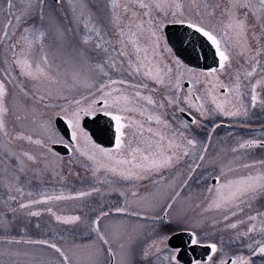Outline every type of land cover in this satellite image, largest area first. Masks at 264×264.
<instances>
[{
    "label": "snow or ice",
    "instance_id": "snow-or-ice-1",
    "mask_svg": "<svg viewBox=\"0 0 264 264\" xmlns=\"http://www.w3.org/2000/svg\"><path fill=\"white\" fill-rule=\"evenodd\" d=\"M7 8L0 4V134L5 137L9 135L6 127V117L10 114L15 116L16 120L22 117L18 113L24 112V118L28 115L35 114L33 105L42 104L45 108L51 107L47 101L51 98L53 88L51 85H57L62 82L61 78L71 77V85L68 80L64 79V85L75 87L81 84L86 89L96 88L99 98L95 96L87 107L83 106V99L69 100L66 96H60L68 107H60L56 113V119L62 120L67 128L70 129V138L73 142H79L80 138L87 140L93 151L89 153L80 148L81 155L86 156L92 164L93 175L97 172L104 171L113 176H119L125 181L151 179L154 183L157 181L155 176L159 175L160 180H165L163 172L166 169L175 167L182 156L180 154L181 147L186 144L183 156L188 155L190 149H195L196 141L185 137L182 131H172L170 135L161 131H154L151 127L147 128V132L155 137L154 143H148L146 150L133 148L131 141L125 140L126 133L125 124L122 115L113 114L116 112L123 113L136 111V108L120 106L121 101L127 105L128 96H113L112 85L117 83L129 84L130 87L139 89L141 87L148 88L147 83L130 84L126 79H111L110 72L126 73L129 77L142 75L148 80L154 81L157 87H168L179 93L181 89L180 74H173V69L164 66V69L153 63L160 47V30L163 24L173 23L186 25L188 29L200 34L215 49V55L218 57V65L220 71L227 68L226 62L230 60L227 50H222V41L234 40L236 45L241 47V51L237 55L245 57V63L251 61V71H246L245 76L250 78L257 71V59L264 54V45L260 44V40L264 37V0H227L226 7L222 10V15L227 17L226 23L218 34L214 27L204 23L205 18H211L215 9L219 8V3L215 0H4ZM67 3L68 10L72 15V24L75 26L76 34L80 37L78 42H73V28L66 27L67 15L63 21L57 15V6L63 8ZM251 16L252 23H249ZM259 27V35L256 28ZM19 31V35L17 32ZM51 33V36H49ZM109 33L116 36L115 44L109 37ZM255 41L257 47L253 49L249 40ZM47 41V43H45ZM142 41H146L142 45ZM119 45V47H117ZM37 47L39 51L37 52ZM151 49V52H149ZM251 54V55H250ZM50 56L52 57L50 60ZM135 56V60H133ZM59 61V62H57ZM125 63L127 67H125ZM178 67L180 61H175ZM55 65V71H53ZM119 65V66H118ZM155 68V71L153 69ZM12 70H18L19 77L31 83L30 89L21 87L20 94L25 101L31 100L32 105L21 103L19 94L11 92L9 85L13 83ZM143 70V72H142ZM191 72V69L187 70ZM218 69H212L208 73L202 75L213 76ZM174 75V80H173ZM165 76L168 77L167 84ZM102 78H108L105 83ZM237 83L234 88H225V93L235 91L239 97L240 89L247 88L239 82V75L236 77ZM98 85V86H97ZM257 85H264V79L258 80L255 84H251V103L256 106L257 102ZM47 86V91L45 87ZM217 86L224 88L223 84ZM157 88H153L155 92ZM12 97L9 101V97ZM135 97L140 100L147 101L149 105H155V101L151 96H141L139 90L135 91ZM168 106H176L178 111L183 113L186 111L184 107H179L177 101L178 96L168 98ZM200 100L201 97H193L192 89L184 97V103L189 108H196L198 111L203 105L197 107L192 101ZM213 104L216 109L226 116H247L248 112L244 111H226L222 103H218L213 97ZM102 105L101 110L105 116H110L115 121V145L114 149H105L92 143L87 137L81 126L82 117H95L97 113V105ZM59 107V106H57ZM161 109L165 107L163 103L159 105ZM243 107V104L241 105ZM204 113H202L203 115ZM140 115H144L143 110ZM148 122L155 120L157 124H163L165 128H170L169 122L162 120L159 115H149ZM132 124L135 121L131 122ZM192 124H197L195 118L191 119ZM131 126V125H129ZM40 127L45 133H48L47 139L50 143H60L65 148L68 144L64 142L60 136V129L50 120H42ZM184 128L188 125L184 124ZM143 128V125H140ZM142 131L140 135H142ZM135 135V133H134ZM13 139H24L32 144L46 148V152H52L53 156L58 153L47 148L41 139H33L31 136H16ZM180 141V142H178ZM11 143V141H9ZM128 148L129 158H117L116 154L123 153ZM253 147L264 148V141L247 140L239 144V149H250ZM208 145H204L203 153L199 155V162L191 167V173L201 167L206 161V153ZM233 153L238 152V148L231 149ZM139 154V158L137 157ZM46 161V155L42 157ZM240 158L237 157V160ZM25 160L31 163H38L37 157L28 152L16 154L9 151L7 145L3 146V155L0 156V189L4 190L6 199L5 206L15 213L16 209L12 206V202L17 201V196L13 195V191L24 195L21 185V174L27 176L29 171ZM264 166V160L254 163H240L236 168L230 165L216 169L219 172L214 176V185L209 187L207 191L212 194L213 199L208 204L206 211L217 210L223 214V220L229 221L232 217L245 212V208L251 209L252 204L264 197V173L259 170L255 174H248L232 179L225 177L235 172L238 167L245 169L256 168V166ZM130 166V167H121ZM49 164L45 162V170ZM42 173L36 170V176L39 178ZM184 186H188V182H184ZM94 193H100V189L93 187L90 192H79L76 196H47L41 200H31L28 203H19L20 209L29 208L32 204L46 203L51 200L79 199L91 196ZM32 195V193H28ZM102 195V193H101ZM120 195H124L123 192ZM176 193L165 200L166 207L161 208L163 216L157 214L154 219L164 222H170L168 219L170 211L173 207L175 199L179 196ZM133 197L137 196L136 192L132 193ZM128 201H125V205ZM57 222L64 224H74L80 221L79 216L63 217L56 215L51 208L47 209ZM114 213L117 216L143 218L142 213L136 210H130L129 207H116ZM113 211H106L103 208L91 220L88 229L90 241L79 247L86 250L88 255L85 257L86 264H132L131 257L137 248H142L151 233L140 231L125 219L113 218ZM30 216H39L40 212H30ZM258 216H264V213L247 214L241 219L227 223L225 229L236 230L238 225L248 224L246 229L238 230L234 236L227 237L229 247L224 250L223 247L218 248L217 243L211 242L204 247L210 249V254L206 253L207 261L193 260L191 264H264V226L257 228L255 223ZM15 219V217H13ZM106 220L111 223L104 225ZM13 226V222L8 220L3 213H0V229L7 230ZM37 227H39L37 225ZM134 233V234H133ZM189 243L193 246L202 245L200 235L196 231L189 233ZM123 238L127 239V245L121 243ZM169 237L164 236L159 240L152 239L148 247H154L157 243H162ZM223 239V238H222ZM13 241H9L12 243ZM20 243L21 241H14ZM24 243L42 245L53 250L54 264H71L70 257L55 242L46 239L26 240ZM235 244L237 249L232 250L231 245ZM161 251L157 248V253ZM223 251V255H220ZM179 248H175L169 255L165 257L168 264H179ZM231 252V255L228 253ZM149 253L147 250L143 252V259L147 260ZM53 264V261H49Z\"/></svg>",
    "mask_w": 264,
    "mask_h": 264
},
{
    "label": "rangeland",
    "instance_id": "rangeland-1",
    "mask_svg": "<svg viewBox=\"0 0 264 264\" xmlns=\"http://www.w3.org/2000/svg\"><path fill=\"white\" fill-rule=\"evenodd\" d=\"M215 2L219 3L220 7L215 9V13L211 18H205L204 23L215 28L218 34L217 38L219 39L223 23L227 21V17L222 15V10L226 7L227 0H215ZM0 4H3L5 9L7 8L4 0H0ZM57 15L61 21L67 15V24L65 26L73 28V42H78L80 37L76 34L75 26L72 24L73 18L71 12L68 10L67 3H65L63 8L57 6ZM252 22L250 16L249 23ZM166 24L168 23L166 22L161 26L160 47L157 49L153 63L164 69V71H166L164 66L167 65V67L173 69V74H180L181 89L179 93L168 87H157L154 81L148 80L142 73L140 76L129 77L126 73L121 75L120 73L110 72L111 79H126L129 80L130 84L141 82L148 84V88L141 87L139 89L130 87L129 84L121 85L117 83L112 85V88L109 90H116L113 91L114 97L125 95L129 97L130 102L125 105L121 101L120 106L137 109L136 111L123 113L116 112L115 109L112 111L113 114L125 117V119H122V123L125 124V129H123L126 133L125 140L126 142L131 141L133 148L138 147L141 150H146L148 143H154L156 138L147 132V128L151 127L154 131H161L167 135H170L172 131H182L185 137L196 141L195 149H190L188 155L183 156V151L187 147L184 144L179 150L182 159L178 163H175V167L166 169L163 172L165 180H160L159 175H157L154 178L157 182L154 183L151 179L125 181L119 176H113L104 171L97 172L94 176L91 170V161L86 156L81 155L79 151H76L77 148L89 153L93 151L87 140L83 137L80 138L78 143L72 142L68 144L60 134L64 142L68 144L70 152L67 155L58 154L56 156H53L52 152H46V148L32 144L24 139H13L16 136H31L33 139H41L47 148H51L52 143L47 139L49 134L44 132L40 124L42 120H50L54 123V118L56 117V113L59 112L60 107L69 106L66 105L60 96H66L69 100L87 98L83 99V106L85 107H87L94 96L99 98V93L95 87L86 89L81 84H77L75 87H68L64 85L63 80L67 79L68 84L71 85V77H62L60 84L51 85L53 92L51 98L47 101L51 107L45 108L42 104H35L33 105L36 110L34 115H28L27 118H24V112L20 111L18 114L22 118L18 121L10 112L5 118L9 135L5 137L3 134H0V156L3 155V146L7 145L9 151L16 154L28 152L35 155L39 162L33 164L25 160V163L32 171H29L27 176L21 174V179L22 181L30 182H24L19 185L23 188V196H20L15 191L12 193L17 196V201L12 202V206L16 209L15 213L5 206L6 195L4 190L0 189V213H3L8 220L13 222L11 228L7 230L0 229V264H49V261H53L54 264V257L58 254H54L53 250L42 245L24 243L26 240L36 239H46L58 244L70 257L71 264H86L85 257L88 255V252L79 246L90 241L88 229L91 220L101 208L106 211H113L118 206L129 207L130 210L134 209L142 213L143 218L137 219L123 215L117 216L113 211V218L125 219L140 231L152 234L142 248L136 249L134 255L131 257L132 264H168L165 257L174 249L167 245V240L157 243L151 248L148 247V244L151 243L152 239L159 240L164 236L169 237L171 233L180 230H194L200 235L202 244L215 242L218 248L223 247L224 250H227L229 247L226 242L227 237L234 236L238 230L246 229L248 224L238 225L236 230H226L225 225L235 222L247 214L264 213V197L256 200L252 204L251 209L245 208L244 213L237 217H232L229 221L223 220L221 211H206L208 204L213 199L212 194L207 189L215 183V181L213 182L214 176L219 174L216 169L224 165L236 168L240 163H254L264 160V148L239 149V144L247 140L264 141V85H257V102L255 107L251 103L250 87L251 84L264 79V54L257 58L259 60V63L256 64L257 71L253 73L252 77L248 78L245 76V73L246 71H251V61L246 64L245 57L237 55L242 49L239 45L235 44L234 40L222 41V50H227V54L230 56V60L226 62V70L220 71L218 66L215 68L218 71L213 76L202 75V73H208L212 69L197 70L190 68L174 56L173 51L165 40L163 32ZM256 32L259 35V27L256 28ZM17 35H19V31ZM49 36H51V33H49ZM109 37L115 44L116 36L109 33ZM249 42L253 49L257 47L255 41L250 39ZM141 43L143 45L146 41H142ZM260 44L264 45V37L261 38ZM38 51L39 48L37 47ZM149 52H151V49H149ZM51 58L50 56V60ZM133 60H135V56H133ZM177 60L180 61L182 67L176 65L175 61ZM125 67H127L126 63ZM188 69L192 71L188 72ZM53 71H55V65H53ZM153 71H155V68ZM11 75L13 83L9 85L10 91L19 94V100L22 104L32 105L33 102L31 100L25 101L24 96L20 94L21 87L30 89L31 83L19 77L18 70H12ZM237 75H239V82L248 86L247 88L242 87L240 89L239 97H237L235 91L225 93V88L235 87ZM2 78L3 76L0 75V79ZM102 79L106 83L108 78ZM167 82L168 77L165 76V83L167 84ZM185 82L188 83L187 86H185ZM218 84H223L225 87H219L217 86ZM153 88H157V90L153 92ZM189 89H192L193 97H201L200 100L193 99L192 101L197 107L203 105L199 111L196 108H189L184 103V97L188 94ZM44 90L47 91V86ZM137 90L140 91L141 96H151L155 101V105H149L147 101L136 98L135 91ZM174 95L179 97L177 105L184 107L186 109L185 112L198 121L197 124H192L191 121L189 122L182 118L176 106H168V99L165 97L173 98ZM213 97H215L218 103L224 105L226 111H240L241 113L247 111L248 115L226 116L221 114L212 102ZM11 99L12 97L10 96L9 101ZM161 103L165 105L163 109L159 107ZM242 104L243 107H241ZM101 108L102 105L98 104L97 113L103 112ZM141 110H143L144 115H140ZM202 113L204 114L202 115ZM149 115H159L162 120L169 122L171 127L165 128L163 124H157L155 120L148 122L147 117ZM132 121H135V123L132 124ZM184 124H187L188 127L184 128ZM260 124L263 125L260 126ZM140 125H143L142 129ZM141 131L142 135H140ZM84 132L91 139L92 143L96 144L85 129ZM204 145H208V151L205 154L206 161L194 173H191L192 178L189 179L191 167H194L199 162V155L203 153ZM234 147L238 148V152L233 153L231 151ZM105 149L111 150L114 149V146ZM52 151L54 150L52 149ZM127 153L128 148L126 147L123 153L116 155L117 158L130 159ZM45 155L46 161L42 158ZM137 157L139 158V154H137ZM237 157L240 159L237 160ZM45 162L49 164L47 170H45ZM121 167L126 168L130 166ZM36 170H39L42 175L39 178H32L36 176ZM258 170L264 173V166L257 164L256 168L252 169L238 167L235 172L229 173L225 179L255 174ZM185 181L188 182L187 187L184 186ZM93 187L99 188L100 193H94L91 196L79 199L51 200L46 203L32 204L26 209L19 208L20 202L28 203L31 200H41L47 196L56 195L76 196L79 192H90ZM121 192L124 193L123 196L120 195ZM133 192L137 193L136 197L132 196ZM28 193H32V195L29 196ZM176 193L180 195L175 199L170 211L168 218L170 222L166 223L154 219L157 214L163 216L161 208L166 207L164 201L169 200V202H172L169 198ZM126 200L128 201L127 205H125ZM49 208L56 215L63 217L79 216L81 219L74 224L57 222L55 217L47 211ZM30 212H40V215L30 216ZM109 223H111V220H106L104 225ZM248 223H255L257 228H260L264 226V216H258L256 221ZM71 229L72 231L82 230V234L80 237H71L72 234L69 232ZM72 233L74 234V232ZM77 233L79 234V232ZM17 240L21 242L15 243L14 241ZM9 241L13 242L9 243ZM121 243L127 245V239L123 238ZM157 248L161 249L159 253H157ZM231 248L235 251L237 246L233 244ZM144 250H147L149 253L147 260L142 258ZM219 254L223 255V251ZM228 254L231 255V252ZM257 264H260L259 260H257Z\"/></svg>",
    "mask_w": 264,
    "mask_h": 264
},
{
    "label": "water",
    "instance_id": "water-1",
    "mask_svg": "<svg viewBox=\"0 0 264 264\" xmlns=\"http://www.w3.org/2000/svg\"><path fill=\"white\" fill-rule=\"evenodd\" d=\"M165 40L175 57L185 66L197 70H211L217 68L218 57L215 49L204 37L188 29L186 25L168 23L163 28ZM188 83L185 82V86ZM180 116L187 121H191L192 116L187 112H179ZM54 124L60 129V134L64 140L71 144L70 129L62 120L54 118ZM81 126L89 133L92 140L103 148H112L115 144V121L110 116H105L103 112L96 113L95 117L82 118ZM51 148L60 155H67L70 152L69 146L65 148L62 144H52ZM214 182V180H213ZM189 230L176 231L169 235L167 245L172 248H179V262L191 264L193 260L206 261V253L210 254V249L202 245L193 246L189 243Z\"/></svg>",
    "mask_w": 264,
    "mask_h": 264
},
{
    "label": "trees",
    "instance_id": "trees-1",
    "mask_svg": "<svg viewBox=\"0 0 264 264\" xmlns=\"http://www.w3.org/2000/svg\"><path fill=\"white\" fill-rule=\"evenodd\" d=\"M249 125V124H248ZM263 124H260V126H262ZM70 232V234H72L71 235V237H74V238H76V237H80V235L82 234V230H78V231H72V229L69 231ZM72 232H74V234L72 233ZM77 232H79V234L77 233ZM69 234V233H68Z\"/></svg>",
    "mask_w": 264,
    "mask_h": 264
},
{
    "label": "flooded vegetation",
    "instance_id": "flooded-vegetation-1",
    "mask_svg": "<svg viewBox=\"0 0 264 264\" xmlns=\"http://www.w3.org/2000/svg\"><path fill=\"white\" fill-rule=\"evenodd\" d=\"M207 261V260H206ZM180 264H183L182 262H179Z\"/></svg>",
    "mask_w": 264,
    "mask_h": 264
}]
</instances>
